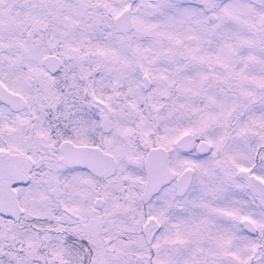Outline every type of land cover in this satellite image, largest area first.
Listing matches in <instances>:
<instances>
[{
    "label": "snow or ice",
    "instance_id": "1",
    "mask_svg": "<svg viewBox=\"0 0 264 264\" xmlns=\"http://www.w3.org/2000/svg\"><path fill=\"white\" fill-rule=\"evenodd\" d=\"M0 264H264V0H0Z\"/></svg>",
    "mask_w": 264,
    "mask_h": 264
}]
</instances>
